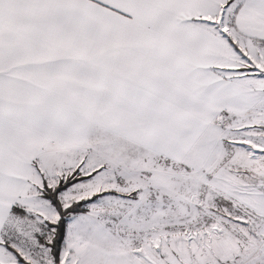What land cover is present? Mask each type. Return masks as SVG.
<instances>
[{"label": "snow or ice", "instance_id": "obj_1", "mask_svg": "<svg viewBox=\"0 0 264 264\" xmlns=\"http://www.w3.org/2000/svg\"><path fill=\"white\" fill-rule=\"evenodd\" d=\"M0 264H264V0H0Z\"/></svg>", "mask_w": 264, "mask_h": 264}]
</instances>
